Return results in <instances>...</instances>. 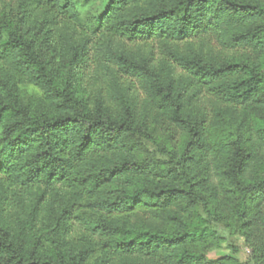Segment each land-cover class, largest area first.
Wrapping results in <instances>:
<instances>
[{"label":"trees","instance_id":"obj_1","mask_svg":"<svg viewBox=\"0 0 264 264\" xmlns=\"http://www.w3.org/2000/svg\"><path fill=\"white\" fill-rule=\"evenodd\" d=\"M78 1L0 11V264H264V0Z\"/></svg>","mask_w":264,"mask_h":264},{"label":"rangeland","instance_id":"obj_2","mask_svg":"<svg viewBox=\"0 0 264 264\" xmlns=\"http://www.w3.org/2000/svg\"><path fill=\"white\" fill-rule=\"evenodd\" d=\"M11 7L8 6L10 5ZM16 0H6V3H2L0 0V11L10 14L14 8ZM109 0H82L76 2V7L81 14L84 22L85 29L90 33H94L97 25V20L105 12ZM24 100L29 103L33 108L40 106L41 93L34 87H21ZM2 128H0L1 135ZM153 137L157 143L162 146H157L152 142H149L142 138H135V145L137 147V153L141 161L149 165H155L167 160V157L161 152V149L165 147L163 138L160 132H153ZM4 161L0 147V165ZM47 222V219H46ZM45 222V223H46ZM50 223L49 221L46 225ZM54 227V226H53ZM219 236H221V242H217L214 247L206 249L203 254L205 259L210 261H219L221 259L231 258L236 264H254L251 261V249L247 245L245 239L241 236L238 229L228 230L222 226H217L215 229Z\"/></svg>","mask_w":264,"mask_h":264}]
</instances>
